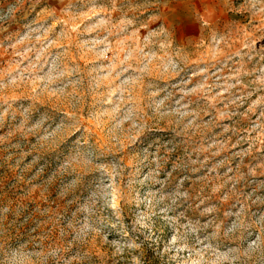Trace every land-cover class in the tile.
<instances>
[{
    "label": "rangeland",
    "instance_id": "rangeland-1",
    "mask_svg": "<svg viewBox=\"0 0 264 264\" xmlns=\"http://www.w3.org/2000/svg\"><path fill=\"white\" fill-rule=\"evenodd\" d=\"M0 264H264V0H0Z\"/></svg>",
    "mask_w": 264,
    "mask_h": 264
}]
</instances>
